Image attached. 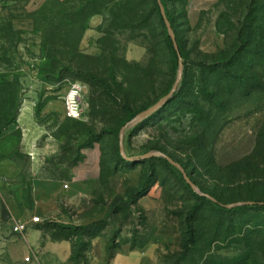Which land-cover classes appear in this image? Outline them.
I'll use <instances>...</instances> for the list:
<instances>
[{"label": "rangeland", "instance_id": "obj_1", "mask_svg": "<svg viewBox=\"0 0 264 264\" xmlns=\"http://www.w3.org/2000/svg\"><path fill=\"white\" fill-rule=\"evenodd\" d=\"M163 1L185 47L182 70L153 0H0V75L19 80L21 110L29 102L42 129L39 146L54 148L42 177L69 179L86 153L101 154L91 182L101 184L65 210L76 226L107 219L101 264H112L109 247L149 252L155 264H264V210L224 212L208 197L190 217L203 191L230 209L264 201V0H218L196 19L192 0ZM252 41L257 55L247 54ZM231 71L244 80L225 76ZM179 78L174 97L140 119ZM74 83L83 87L78 120L63 100ZM124 128L133 162L122 155ZM16 130L0 136V240L13 233L6 191L32 179ZM96 252L100 260L105 249Z\"/></svg>", "mask_w": 264, "mask_h": 264}, {"label": "crops", "instance_id": "obj_2", "mask_svg": "<svg viewBox=\"0 0 264 264\" xmlns=\"http://www.w3.org/2000/svg\"><path fill=\"white\" fill-rule=\"evenodd\" d=\"M218 0H192L189 4V17L196 19L200 13L209 10ZM21 131L19 146L21 152L30 156L31 177L26 183L15 184L16 189L7 192L5 203L7 221L29 225L25 234H7L0 240V264H76L72 261V242L56 239L49 223L61 226H76L65 210L81 198L90 197L93 189L101 183H91L100 177L101 154L86 153L82 162L76 165L69 179L42 177L44 160L53 154L51 143L39 146L43 137L41 126L35 118V109L26 102L18 117ZM52 152V153H51ZM13 187V183H10ZM32 214L40 216L46 223H32ZM4 218V216H3ZM84 226V225H77ZM13 232V231H12ZM106 241L101 235L91 242L90 264H101L106 257ZM105 249L99 259L96 250ZM149 252L121 250L114 255L112 264H155Z\"/></svg>", "mask_w": 264, "mask_h": 264}, {"label": "trees", "instance_id": "obj_3", "mask_svg": "<svg viewBox=\"0 0 264 264\" xmlns=\"http://www.w3.org/2000/svg\"><path fill=\"white\" fill-rule=\"evenodd\" d=\"M153 2H154L155 10L159 15L165 30H167V27L165 25V21L161 13L160 5H159L160 2L163 4L165 11H166V16L175 31L180 52L178 53L175 50L173 42L170 39L168 33H167L166 42H167V48L170 52L172 60L175 62L176 65H178L180 62V56L182 57V60L184 61L186 59V53H185V47L175 30V21L173 17L169 14L167 5L164 4L163 0H153ZM99 10L100 9H97L96 11H94L92 15L94 16V15L99 14L100 12ZM9 32L12 33L13 30L11 29V31L9 30ZM249 46L252 47L253 49L252 51H248L247 54L257 55L255 51H257V49L259 48L257 47L258 45H256L252 41L251 43H249ZM246 47H248V45L245 46L242 50H246ZM244 61H245L244 59L239 60V62H244ZM233 66H236V64L232 63L229 65V67H233ZM203 67H206L205 63L200 64V68H203ZM225 76H228L230 78L235 76L240 81L244 80V76H241L239 73L234 75L232 71L226 72ZM92 80L95 81L96 80L95 77H92ZM18 85H19L18 79H14L13 81H11L6 75H2V74L0 75V136L1 137L4 136L6 132L10 133L11 131L9 130L12 126L18 127V117L21 112V106L18 100V87H17ZM13 133L18 134L19 137L21 136V131L19 129H17ZM183 168L185 169V166ZM242 168H243L242 164H236L230 167L231 170H234V169L242 170ZM240 170L238 172H240ZM203 193L205 194V196L199 197L200 201L196 203V205L194 206L190 217L196 212V210L199 207H201L202 204L206 203L209 200L208 197L216 200L217 205L224 212L237 213L238 211L246 212L249 210H264V201H258V200L251 201L249 199L246 202H253L256 205L254 206L245 205L239 208L230 209V208L224 207L225 205L222 204V202L219 200L215 192L203 191ZM48 226L52 227V229L54 230V237L56 239H64V240H68L72 242V246H73L72 261L76 264H81L82 260L87 261V255L90 252L92 240L101 236L105 228L108 227V222H107V219H105V220L94 222L86 226H61L57 223H49ZM188 229L189 230L187 231L186 241H185L186 248L189 246V241L193 238L192 227L189 226ZM113 250L114 248L112 247L108 248V259L114 258Z\"/></svg>", "mask_w": 264, "mask_h": 264}, {"label": "water", "instance_id": "obj_4", "mask_svg": "<svg viewBox=\"0 0 264 264\" xmlns=\"http://www.w3.org/2000/svg\"><path fill=\"white\" fill-rule=\"evenodd\" d=\"M159 5H160V9H161L162 16H163L164 21H165V25H166L167 30H168V33H169V37H170V39L173 42V45H174L175 50L179 53L180 50H179V45H178V41H177V37H176L175 31H174V29H173L170 21L168 20V18L166 16V11H165V8H164L163 4L160 2ZM182 61H183L182 60V57L180 56V68H181V70L183 68ZM180 81H181V78H179L178 81L175 83L172 92L169 95H167L166 97H164L162 100H160L158 103H156L154 106H152L151 108H149L147 111L143 112L140 115V119H144V118H148V117L152 116L153 114L157 113L163 106H165L174 97V95L176 94V92H177V90L179 88V85H180ZM125 130H126V128H124L123 131H122V139H121V146L120 147H121L122 155L124 156V158L126 160L130 161V162H133V161H136V159L127 158L124 155L123 137H124ZM155 156H157V154L150 153V154L144 155L139 160H146V159H149V158H152V157H155ZM165 157H166V159L168 161H170L172 164H174L175 166H177L182 171V174H183L185 180L187 181V183L191 187L195 188V184L190 181V179L188 177V174H187L186 170L183 168V166L181 164L175 162L170 157H168V156H165ZM210 199H212L214 202H216V200H214L213 198H210ZM241 205H243V206H245V205L254 206L256 204L253 203V202H246V203H242ZM224 207L229 208L230 206H224ZM3 216H4V219L5 220H8L7 219V211L6 210H4Z\"/></svg>", "mask_w": 264, "mask_h": 264}, {"label": "built area", "instance_id": "obj_5", "mask_svg": "<svg viewBox=\"0 0 264 264\" xmlns=\"http://www.w3.org/2000/svg\"><path fill=\"white\" fill-rule=\"evenodd\" d=\"M83 87L80 83L72 84L67 92L64 100L65 105V113L68 119L78 120L82 115L81 108V95H82ZM32 223L40 224L42 220L39 216H34L32 218ZM29 225L21 222H17L12 224V231L15 234H25L28 231Z\"/></svg>", "mask_w": 264, "mask_h": 264}]
</instances>
